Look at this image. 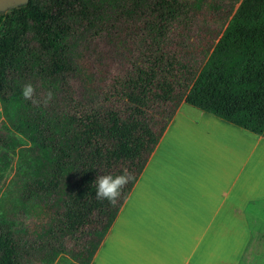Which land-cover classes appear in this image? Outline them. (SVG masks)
Instances as JSON below:
<instances>
[{"label": "trees", "instance_id": "16d2710c", "mask_svg": "<svg viewBox=\"0 0 264 264\" xmlns=\"http://www.w3.org/2000/svg\"><path fill=\"white\" fill-rule=\"evenodd\" d=\"M198 0H27L0 12V106L28 147L18 204L0 199V264H50L66 255L87 264L181 101L264 137V0H240L194 73L172 47L175 28L191 23ZM136 23V49L107 83L80 62L89 44ZM134 24H132L133 26ZM138 27V26H137ZM32 83L41 100L21 95ZM10 144V146H9ZM0 135V148L13 150ZM0 181L9 165L0 151ZM128 169L133 178L115 205L95 197L97 175ZM27 204L46 210L39 229L17 216Z\"/></svg>", "mask_w": 264, "mask_h": 264}, {"label": "crops", "instance_id": "0c3cea01", "mask_svg": "<svg viewBox=\"0 0 264 264\" xmlns=\"http://www.w3.org/2000/svg\"><path fill=\"white\" fill-rule=\"evenodd\" d=\"M178 115L87 264H240L257 254L249 245L262 233L245 213L264 201V137L201 111ZM177 119L174 132L197 133L168 146Z\"/></svg>", "mask_w": 264, "mask_h": 264}, {"label": "rangeland", "instance_id": "374dc122", "mask_svg": "<svg viewBox=\"0 0 264 264\" xmlns=\"http://www.w3.org/2000/svg\"><path fill=\"white\" fill-rule=\"evenodd\" d=\"M240 0H198V4L191 12V23L186 27L175 28L172 34V47L180 54L184 62L190 65L192 71L196 73L204 64L213 46L220 37L230 17L237 8ZM118 23L114 26L113 33L121 38L120 48L112 47L107 35L101 39L95 40L89 44V49L81 54V64L86 74L94 75L95 80L100 84H105L116 73L120 72L127 61L131 58L136 49L135 41L132 36L137 29L141 28L136 23ZM132 24H134L132 26ZM138 26V27H137ZM177 111L180 114L198 115L200 110L184 104L178 103ZM182 122L177 119L173 124L169 134L165 138V144L174 146L176 141L191 139L197 131L191 128L183 131L174 132V127ZM0 135L13 142L15 146L9 149L0 148L1 152H6L9 158L8 167L3 170L0 181V199L10 198L11 202L18 204L17 191L24 175L18 173V167L21 171L25 170L23 159H18L16 153L28 147V143L19 135L14 133L4 121L0 106ZM10 146V144H9ZM2 161V159H0ZM18 211L19 221L30 229H39L46 221L47 211L42 210L38 204H27ZM246 211L245 216L249 227L262 236L251 240L250 250L259 249L257 254L252 257V261H244L240 258V264H264V201H260V209L255 210L253 206ZM260 234V233H259ZM255 235L252 234V238ZM70 259L66 255H57L50 264H66ZM42 264V263H33Z\"/></svg>", "mask_w": 264, "mask_h": 264}, {"label": "clouds", "instance_id": "9594fccd", "mask_svg": "<svg viewBox=\"0 0 264 264\" xmlns=\"http://www.w3.org/2000/svg\"><path fill=\"white\" fill-rule=\"evenodd\" d=\"M21 95L25 101H30L33 104H49L53 99V93L49 91L41 100L37 97L36 89L32 83H26L21 89ZM133 178L132 173L128 169H123L121 173L112 175L104 174L97 175L95 179L96 192L95 197L100 201H107L111 205H115L122 190Z\"/></svg>", "mask_w": 264, "mask_h": 264}, {"label": "water", "instance_id": "95a60500", "mask_svg": "<svg viewBox=\"0 0 264 264\" xmlns=\"http://www.w3.org/2000/svg\"><path fill=\"white\" fill-rule=\"evenodd\" d=\"M27 0H0V12L13 8L19 4H24Z\"/></svg>", "mask_w": 264, "mask_h": 264}]
</instances>
